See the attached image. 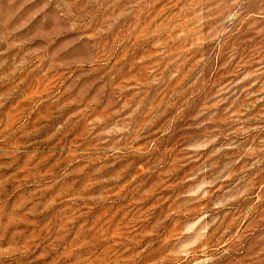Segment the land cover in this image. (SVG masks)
<instances>
[{"label": "rangeland", "instance_id": "obj_1", "mask_svg": "<svg viewBox=\"0 0 264 264\" xmlns=\"http://www.w3.org/2000/svg\"><path fill=\"white\" fill-rule=\"evenodd\" d=\"M0 264H264V0H0Z\"/></svg>", "mask_w": 264, "mask_h": 264}]
</instances>
